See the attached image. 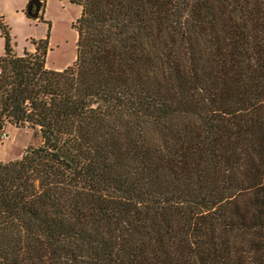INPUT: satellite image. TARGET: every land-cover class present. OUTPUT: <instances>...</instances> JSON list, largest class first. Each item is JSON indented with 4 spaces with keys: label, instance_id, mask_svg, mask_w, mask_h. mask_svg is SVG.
Returning <instances> with one entry per match:
<instances>
[{
    "label": "trees",
    "instance_id": "16d2710c",
    "mask_svg": "<svg viewBox=\"0 0 264 264\" xmlns=\"http://www.w3.org/2000/svg\"><path fill=\"white\" fill-rule=\"evenodd\" d=\"M71 1L63 69L0 17V264H264V0Z\"/></svg>",
    "mask_w": 264,
    "mask_h": 264
},
{
    "label": "rangeland",
    "instance_id": "374dc122",
    "mask_svg": "<svg viewBox=\"0 0 264 264\" xmlns=\"http://www.w3.org/2000/svg\"><path fill=\"white\" fill-rule=\"evenodd\" d=\"M2 6L5 8V20L11 27L17 51L21 53L23 48L33 50L31 39L43 38L48 34L46 66L63 69L74 63L78 39V31L74 24L81 16V5L71 0H42L40 10L42 20L27 19L29 21L12 11L10 0H2ZM40 142L41 138L28 126L5 125L0 135V160L6 162L20 157L28 146L39 145Z\"/></svg>",
    "mask_w": 264,
    "mask_h": 264
},
{
    "label": "crops",
    "instance_id": "0c3cea01",
    "mask_svg": "<svg viewBox=\"0 0 264 264\" xmlns=\"http://www.w3.org/2000/svg\"><path fill=\"white\" fill-rule=\"evenodd\" d=\"M28 2H29V0H10L12 11H14L15 14H19L20 18H23V19L25 18V20H27V19H31V20L40 19L39 16L37 18H31V17L27 16L28 14L26 13V10H27ZM5 14H6L5 8H3L2 0H0V17H3L5 19V16H6ZM27 21H29V20H27ZM4 46H5V41H4V38L2 37V35L0 33V56L4 53ZM29 50H31V48H29Z\"/></svg>",
    "mask_w": 264,
    "mask_h": 264
},
{
    "label": "water",
    "instance_id": "95a60500",
    "mask_svg": "<svg viewBox=\"0 0 264 264\" xmlns=\"http://www.w3.org/2000/svg\"><path fill=\"white\" fill-rule=\"evenodd\" d=\"M33 5L35 6V9L33 10ZM42 6L41 0H29L27 5V16L31 18H37L40 15V10Z\"/></svg>",
    "mask_w": 264,
    "mask_h": 264
},
{
    "label": "built area",
    "instance_id": "2783aa9c",
    "mask_svg": "<svg viewBox=\"0 0 264 264\" xmlns=\"http://www.w3.org/2000/svg\"><path fill=\"white\" fill-rule=\"evenodd\" d=\"M4 136H6V137H7V134H6V133H4Z\"/></svg>",
    "mask_w": 264,
    "mask_h": 264
},
{
    "label": "flooded vegetation",
    "instance_id": "af4514ba",
    "mask_svg": "<svg viewBox=\"0 0 264 264\" xmlns=\"http://www.w3.org/2000/svg\"><path fill=\"white\" fill-rule=\"evenodd\" d=\"M35 9V6L33 5V10Z\"/></svg>",
    "mask_w": 264,
    "mask_h": 264
}]
</instances>
